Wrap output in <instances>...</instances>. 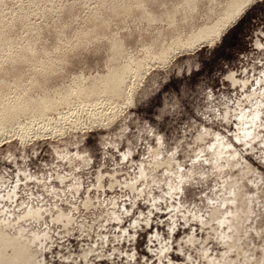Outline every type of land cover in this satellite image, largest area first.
Here are the masks:
<instances>
[{
    "label": "rangeland",
    "instance_id": "374dc122",
    "mask_svg": "<svg viewBox=\"0 0 264 264\" xmlns=\"http://www.w3.org/2000/svg\"><path fill=\"white\" fill-rule=\"evenodd\" d=\"M128 85L107 127L0 135V264H264V0H0V96Z\"/></svg>",
    "mask_w": 264,
    "mask_h": 264
},
{
    "label": "bare ground",
    "instance_id": "6f19581e",
    "mask_svg": "<svg viewBox=\"0 0 264 264\" xmlns=\"http://www.w3.org/2000/svg\"><path fill=\"white\" fill-rule=\"evenodd\" d=\"M251 1L253 0H248V3L249 2L251 3ZM243 10L244 9H240L237 11L236 16L232 18V22L237 20L239 15L243 13ZM222 33H223V29H218V28L214 32L213 31L211 32L210 30H203L201 32H198V34L194 35L193 37H191L190 40L187 41L184 45L182 46L178 45L177 47L179 48L180 46V48L185 47V49L186 48L193 49L195 45H198L200 43L207 42L208 44H210L214 42L215 40L220 39L222 36ZM185 49H182V51L187 50ZM176 50L178 51L179 49H176ZM165 55L161 57L159 56L157 59L162 61L165 59ZM119 75H121V72ZM136 75H139V74H136ZM114 76L116 78V75ZM227 78L229 81L232 82V84L236 83L233 81L232 76H228ZM118 84L120 83L117 82V79H115L113 80V83L111 86L114 87L115 85H118ZM244 85L245 84H243L242 86ZM133 86H135V83ZM131 87L129 86V88H126L125 93H122L124 91L123 90L121 93L115 92L116 93L115 94V93L110 92L108 95L101 96L100 94L102 93L99 92L100 93L99 94L97 92L100 96L99 95L96 96L94 94L95 95L94 97H91L92 95L90 97L85 96V94L80 91L81 94L76 92L71 98H66L67 100L65 102L59 101V100H58L59 102H57L56 100L55 101L56 103L47 104V102H45V106L44 105L42 106L43 108H38L37 104L34 105V104H29L24 101L22 102L20 98H16L15 100L13 99L14 101L10 102L11 98L9 99L10 97L8 96L9 94L8 95L7 93L2 94L0 96V135L4 133H11V134L13 133L14 135L19 136L21 141H24V140L26 141L29 137V134L31 135V132L33 133L38 132L41 136L43 134L44 135L45 134H49V135L55 134V132L60 131L62 128L67 127V126L77 127L80 125H87V124H89V126H93V125H96V126L102 125V127L106 126L107 124L106 123H105L106 125L104 124L105 119L104 120L102 119V118H106L105 113L104 112L102 113V111L105 110V109L103 110V108L108 107V110H110V113L112 115L114 114V118H115L117 116V115L115 116V113L119 112L118 110L124 108L125 104L133 105L132 98L135 95L132 97V94L134 93V88L132 87L133 89L132 90ZM251 97H253V95L247 96V99L250 100ZM108 120L109 119L107 117L106 121ZM83 127L85 128V126ZM86 127H88V125ZM11 134H8V135H11Z\"/></svg>",
    "mask_w": 264,
    "mask_h": 264
},
{
    "label": "flooded vegetation",
    "instance_id": "af4514ba",
    "mask_svg": "<svg viewBox=\"0 0 264 264\" xmlns=\"http://www.w3.org/2000/svg\"><path fill=\"white\" fill-rule=\"evenodd\" d=\"M257 45H258V44H257ZM229 76H232V77H233V81H234V82H237V80L234 79V76H233L232 74L229 75ZM227 77H228V76H227ZM243 84H245V82H242V83H241V85H243ZM253 96H254V95H253Z\"/></svg>",
    "mask_w": 264,
    "mask_h": 264
}]
</instances>
